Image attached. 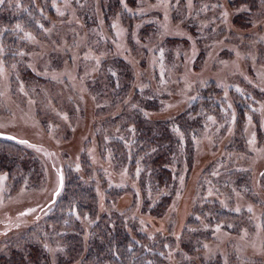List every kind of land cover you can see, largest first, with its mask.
Segmentation results:
<instances>
[{
  "label": "rangeland",
  "instance_id": "rangeland-1",
  "mask_svg": "<svg viewBox=\"0 0 264 264\" xmlns=\"http://www.w3.org/2000/svg\"><path fill=\"white\" fill-rule=\"evenodd\" d=\"M161 1L173 7L176 27H169V12H155L157 27H147L144 35L135 24L130 36L121 27L105 31V16L97 0H89L76 6L75 24L38 18L45 30L40 21L41 33L25 30L18 37L15 54L7 57L1 44L7 24L0 17V131L43 142L35 145L39 158L33 166L0 178L3 253L13 243L22 247L30 239L55 264H61L64 255L67 258L62 238L66 233L51 225L45 229L43 221L30 232L29 218L19 220L23 211L42 210L54 197L58 179L53 167L69 166L64 168L67 181L75 175L79 154L87 144L90 154L83 162L93 178L96 201L92 210H86L87 217L82 214L85 241L93 237L90 226L106 216L113 225L124 222L136 235L144 234L150 246L157 240L156 250L173 264H198L196 259L201 264H257L256 259L264 258V221L260 225L261 217L249 210L240 221L224 220L212 226L195 222L191 227L195 231L184 233L180 227L185 217L200 220L205 209L199 204L210 198L234 211L254 204L258 189L254 172L262 162L264 141L257 137L256 115L247 106L241 108L246 115L237 108L249 88L250 72L264 86V28L252 30L255 42L250 45L246 37L233 38L230 13L212 7L208 0ZM29 3L17 0L9 6L3 3L0 9L3 14L7 10L13 14L14 9L21 13ZM258 3L254 24L264 17V0ZM105 6L108 23L114 22L118 5ZM152 9L164 10V6ZM182 37L188 44L181 42ZM113 42L115 53L129 50L125 56L136 65L135 78L143 71L139 63L155 69L157 76L147 84L135 80L133 71L125 74L116 61L104 63ZM136 43L148 50L145 58L136 51ZM217 43L237 49L221 52L212 47ZM69 47L74 48L71 60L65 55ZM210 97L219 101L214 111L200 103ZM255 105L264 111V96ZM182 112L198 123L193 121L186 134L176 125L170 139L156 138L157 121L174 119ZM235 131L246 133L248 140L230 148ZM131 142H139V149L132 148ZM2 146L8 144L2 142ZM171 148L172 182L162 186L154 157ZM261 184L264 187V178ZM75 230L74 235L80 234V229Z\"/></svg>",
  "mask_w": 264,
  "mask_h": 264
},
{
  "label": "trees",
  "instance_id": "trees-1",
  "mask_svg": "<svg viewBox=\"0 0 264 264\" xmlns=\"http://www.w3.org/2000/svg\"><path fill=\"white\" fill-rule=\"evenodd\" d=\"M15 1L17 0H5L4 3L6 6H9ZM26 1H30L29 6L27 10H24L21 13L14 9L13 14H11L8 10L3 14V9H0V17L2 18V21L7 24V28L4 30L1 36V44L6 57L7 55L15 54V46H17V41H20L18 40V37L23 35L25 30H31L30 32L39 31L38 33H41L38 24V21L40 20L38 18L41 17L43 19H48L53 24H63L66 26L75 24L74 13L76 6L83 2L88 3L89 0H24V3ZM208 1H210L212 4V7L222 8L225 9L227 13H230L228 25L230 26L231 31L236 35V37L233 36V38L246 37L248 38L247 42H249L250 45H252V42H255L252 38V30L255 28H264V17H259V22L255 24L254 22L257 20L253 21V13L258 10L257 8L259 6L258 0ZM112 2H116L119 11L115 16L116 20L114 22L108 23L107 18L109 16L107 15L105 5L107 3L111 4ZM157 4L163 5L164 10L152 9V7ZM1 5L2 4H0V7ZM97 5L100 7V12L103 14V16H105V31L111 30L112 27H114L115 30L116 28L120 30L121 27L122 29H127V32L130 36L131 30L135 24L136 26L143 28L142 31H139L144 35L148 30L146 29L147 27L150 28L153 26L154 29L157 27V18L153 16L155 12L160 13V15H165V12H169L171 15L169 20L171 23L169 27H176L173 25V7H170L161 0H97ZM30 10H32V13ZM41 24L43 23L41 22ZM17 25L22 26L17 28ZM42 27H44L45 30L46 27L44 24ZM163 30L165 31L166 29ZM124 39L125 38H123V40ZM180 39L181 42L188 44L184 37ZM189 40L191 39L188 38V41ZM239 40L240 38H238L237 41ZM126 41L128 42L129 39ZM237 41L235 43L236 47H238ZM24 42L25 44L28 43L26 40ZM114 42L112 47L110 45L111 52L107 58H104V63L108 60L116 61L125 70V74L130 76L131 72L133 71L132 75L135 80H144L147 81V84L150 79L157 76L155 69L150 71V67H145L138 62L143 71L135 78L133 73L136 71V65L130 63V59L126 58L125 56L129 50H126L121 54L115 53L114 47H116V45H114ZM134 45L137 46L136 51L140 54V56L145 58V56L148 54V50L143 46H139L138 43ZM212 47L221 49V52H227V50L233 51L234 49H237L236 47H233L227 43H217ZM18 49L19 48H17V50ZM73 49L74 48L72 47L65 49V55L67 56L68 60H71ZM132 51H134V48H132ZM7 60L8 59L6 58V61ZM248 68L250 69V67ZM250 70L254 71V68ZM256 77L252 72H250V74L247 76L248 81H246V83L249 88L247 89L245 96H241L240 101L243 103H240L237 110L239 114L243 113L246 115V113L241 110V108L243 109V107L247 106L248 111H251L252 114L256 115L255 119L257 137L264 141V111L262 108L260 109L258 105H255L256 101H261L262 97L264 96V86L259 82V80L256 79ZM130 80H133V78L130 77ZM201 102L206 106L205 109H211L214 111L219 101L216 98L210 97L209 100H207V98L200 100V103ZM252 106H255V108L259 110V113ZM261 110L263 112L260 114ZM85 111L87 112L86 108ZM82 121V123H84V119ZM193 121L194 124L198 123V120L196 118H190L187 112L178 114L174 119L159 120L157 121V124H159L160 130L156 138H161L163 141H165V139H170L173 135V131H175L173 130L171 134L170 130H172V127H175L176 125L185 133L192 125ZM93 122H95V118ZM142 132L145 133V130ZM9 134L13 135V137L0 136V138L3 139L0 140V143L3 142L4 144H8V146L0 147V178L4 176H7L8 178L15 170L21 169V167L27 168L28 166H33L39 158L37 156V154L39 155V149L36 148L35 145L43 144L41 141L32 140L28 137H24L23 135L18 136V134ZM245 135L247 136V134L244 132L237 133V131H235L229 147L232 148L238 143L242 144V142L245 144L248 140V136L246 138ZM115 143L118 142H114V144ZM131 144L130 145L132 148L138 147L139 149V142H131ZM29 146H31L32 149H37L38 152H35V154L32 149L29 148ZM85 146L86 148L79 154V162H77L79 164L77 166L78 168L76 167V173L69 181H67L68 177L65 175L64 171V168L67 169L69 166L53 167V169L57 171H55L58 179L56 189H58V186L61 184V189L57 197L55 199L52 197V199L46 203L42 210H35L33 214L30 212L31 210H25V212L23 211L19 221L22 222V218L25 219L28 217L29 220L27 222L30 224V232L34 229L37 222L43 221L42 225H44L45 229H47V226L51 225L59 228V231L66 233L62 238L66 243L67 258H65L64 255L61 264H173L171 258H162V251L156 250L155 246L158 247L157 240H153V245L155 246H150V242L144 241V234L138 232L136 235V230L130 229L126 224H124V222L123 224L122 222H117L115 225H113L114 223H112V221L106 216H103L102 218L100 217V222H95L94 225L92 224L90 226L93 231V237H90L89 240L86 241L82 238L85 234L83 233L84 227L83 220L81 219L83 215L86 214V210H92V204H95L96 201L92 182L93 178L90 175L88 169L84 166L83 162V157H89L90 154L87 150V144ZM52 149L53 148L51 147V150ZM172 151V148L166 149L154 157V160L159 167L157 180L160 179V184L162 186H168L172 182L171 169L168 167V165L171 163V157L174 155V151ZM58 153H60V150ZM259 159H261L262 162L259 166H257V170L254 172L255 184L257 185L258 189L257 193H255L252 199V202H254L252 207L243 206L241 211H234L222 206L218 199L210 198L204 203L199 204L205 209V213L202 215L203 218L199 216L200 220H195L194 217L191 218L190 216V220H186V217L183 219V222L180 226L181 229H183V233L188 232L190 229L191 232L195 231L191 228L195 226V222L198 225H204V223H208L212 226L214 224L224 222V220L240 221L241 219L245 218L242 213L246 214L248 210L249 214L255 213V215L258 214L259 217H261L259 221L261 225L262 221H264V187L262 184L260 186L261 180L264 178V150L262 151V155L259 157ZM88 215L92 214L88 213ZM5 219L7 218L4 217L3 220L5 221ZM17 220L15 219L13 222H17ZM74 226L75 228L80 229V234H73V231L75 230ZM2 237L3 235L0 237V239ZM138 237L140 240L137 239ZM1 250L2 249L0 248V264H55L52 261V258H50V255L42 251L40 244L33 242L30 239H28L25 242V245L22 247L20 245H14L13 243V246H11L8 253H3L4 251ZM80 256L83 257L79 259ZM256 260V262H258L257 264L264 263V258H258ZM42 261L44 263H42ZM196 261L198 264H201L202 262L201 259H196Z\"/></svg>",
  "mask_w": 264,
  "mask_h": 264
},
{
  "label": "water",
  "instance_id": "water-1",
  "mask_svg": "<svg viewBox=\"0 0 264 264\" xmlns=\"http://www.w3.org/2000/svg\"><path fill=\"white\" fill-rule=\"evenodd\" d=\"M0 136L13 137V135H11L9 133H5V132H0ZM60 189H61V184L59 185L58 189L54 193V199L57 197Z\"/></svg>",
  "mask_w": 264,
  "mask_h": 264
},
{
  "label": "snow or ice",
  "instance_id": "snow-or-ice-1",
  "mask_svg": "<svg viewBox=\"0 0 264 264\" xmlns=\"http://www.w3.org/2000/svg\"><path fill=\"white\" fill-rule=\"evenodd\" d=\"M5 2V0H0V4H3ZM20 26L17 25V28H19Z\"/></svg>",
  "mask_w": 264,
  "mask_h": 264
}]
</instances>
